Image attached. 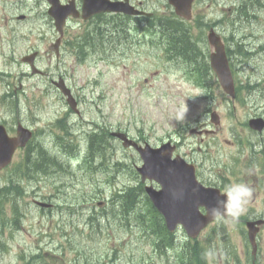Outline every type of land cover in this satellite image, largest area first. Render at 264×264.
Returning <instances> with one entry per match:
<instances>
[{
    "label": "rangeland",
    "instance_id": "374dc122",
    "mask_svg": "<svg viewBox=\"0 0 264 264\" xmlns=\"http://www.w3.org/2000/svg\"><path fill=\"white\" fill-rule=\"evenodd\" d=\"M26 1L27 3L22 0L21 4L24 8L22 12L27 15L23 20V24L28 20L29 22L25 23L24 32H16L18 36L13 43H9L13 32L6 33V27H8L10 22L14 23L18 17L12 18V7H8V14L1 12L6 2L5 0H0V67L13 71L9 75V77L12 76L9 82L12 86L6 85V89L15 92L20 88L19 78L21 77L22 79L23 77L20 73L24 65L19 62L17 68L12 67L14 60L17 61L18 58V61H23V53L30 50H39L41 54L38 62L40 68L49 72V75L55 78H57L55 75L59 72L67 74L68 83L74 88V92L77 93L78 98L82 102L83 117L73 114L69 115L71 116L70 123L75 125L74 129H72L74 139L63 126H55L58 118L68 113L69 107L64 97L62 96L61 98L56 91L52 92L50 96L47 95L46 89L49 88L48 80H51L50 76L29 74V76L34 78L23 79L22 84L26 88V92H35L31 96L27 94L21 96L26 106L24 113L39 115L40 118L35 122V127L39 128L40 132L34 137L33 143L18 154L15 158L14 166L0 173V186L3 188V194L0 198V210L34 213L32 219L26 221L25 224L28 226L34 225L37 229H40L39 221L43 212L30 208L31 196L36 194L42 198L55 200L58 203V209L54 213H57L62 209V203L73 201L74 197L84 191L91 183L103 184L105 182V178L101 175L95 176L96 170L86 174L84 168L87 167L88 162L80 167L81 158L72 162L76 170L75 176L70 170L58 172L57 169L54 168L53 170L52 167L44 169L38 163H27L23 156L38 147V138L40 143L48 147L51 152H57L59 149L56 141L59 142V145H63V143L78 140L86 149L87 138H92L96 142L111 140L115 147L116 157H109V161L123 158L131 163H139L140 157L133 149L123 148L118 140L112 139L110 136L104 138L100 132L94 135L91 133L107 127L112 130L126 131L132 137L139 138L145 135L146 139L155 144L166 138L169 133L177 139L179 137L178 129L186 126L185 123L192 121V124H195L197 118L208 121V115L203 116L205 110L217 109L221 117V127L216 135L209 138V141L201 143L192 137H188L190 135L189 132H184L185 136L181 138V143L185 145L181 148V151H185V147L186 151L190 152L195 148H206L207 155L211 156L210 160L206 162L208 176L212 173L211 170H224V167L241 169L247 162V156L250 155L249 146H239L237 143L238 135L235 132L241 133L244 138H252V142L261 143L264 141L260 138V135L255 133L249 135V129H246L243 125L256 111H261L262 113L260 114L264 115V54L255 55L247 62L237 64L239 68H243V72L239 76L242 83H247L249 79L247 73H251L250 80L252 82L249 84L251 91L246 87L242 89L241 96L244 97L245 102L242 99L232 102L223 90L220 91L218 89H212L209 92L210 95L205 98V91L192 89V86L184 81H181L183 87L180 84H176V89L170 90L164 81V75L160 80L164 82L163 88L165 90L156 89L151 86V80L148 83L143 81L144 75L137 70L136 65L133 63L135 61V50L129 42L124 45L125 48L122 49V53L115 52L111 58L103 59L100 54L95 53L94 47L97 46L92 45V42L89 45H85L86 50L78 51L75 48L73 35L81 34L83 31H81L79 25L74 23L71 25L68 36L71 43L69 46L65 45L68 51L65 56L67 65L57 69L56 60L48 58L53 49L52 42L54 41L55 31L53 32L52 20L47 12V2L46 0ZM225 1L226 5L221 7L224 17L226 12L230 14L229 10L232 9L230 4H234L235 0ZM147 6L150 9H155L159 16L165 15L159 3L149 2ZM208 9L209 7L203 9V6L199 8L201 12H209L211 8ZM261 13L260 21L262 23L244 24V26H248L246 27V33L257 35L248 37V42L253 46L264 42V8ZM99 22L107 24L105 19H99ZM80 23L86 27L92 25L82 21ZM226 26L228 27V24ZM220 27L225 29L223 25ZM103 32L109 34L112 29L109 27L104 28ZM223 32L225 37L229 39V31L224 30ZM241 36L242 34H238L236 39ZM248 46L249 44L247 48ZM121 61L129 67L124 69ZM7 63L8 67H6ZM25 71H28V67ZM169 80L178 82L175 76L170 77ZM85 85L87 86L85 87ZM40 94H42L41 98L38 96ZM8 98L10 100L13 99L9 95V97H2L1 101ZM33 99H37V101L32 102ZM177 104H179V107L184 105L187 108L183 121H177L174 118L176 111L179 109ZM22 120L26 124H30L27 119ZM16 121L17 119H9V117L2 120L8 125H13L12 127L15 126L14 123ZM57 134L58 137H56ZM260 134L264 137V132ZM200 153L204 155V152L200 151ZM84 156L89 159L91 153H85ZM62 157L65 156L63 155ZM66 158L69 159V157ZM196 159L200 162V158L196 157ZM136 178V174L132 172L130 167H126L116 180L119 183H123L118 187V190L124 188V184L134 182ZM15 179L25 181L26 189L20 190L14 183ZM29 180L32 181L29 182ZM28 183H32L30 189L27 187ZM57 187H62V189L58 190ZM114 190V188L109 189L108 194L111 195ZM79 198L82 200L84 195H79ZM140 204L141 202L139 206ZM136 206L135 208H138V204ZM64 210L67 226L69 227L72 224L70 215L73 210L67 207ZM149 217L153 220L150 232L147 234L151 236V241L148 236L139 231V227L135 226L136 222L134 219L128 221L129 226L126 223L123 227L105 221L100 235H91L87 240H83L84 242L81 245L83 252L74 262L77 264H103L109 262L108 264H110L111 261L116 260L117 256L114 257V255L119 254L118 256L122 255L119 264H141L140 258L142 256H145L144 264H155L150 261L149 257L150 254L155 253L154 248L158 245L167 247V255H160L159 260H156V264H183L182 257L178 259L182 252L178 253V251L190 248L196 252L197 249H209L214 246L216 251L214 250L212 255L208 253L206 256L208 264H236L230 250H233V253H236L237 256L240 255L239 258H236L238 264H245L246 262L244 255H242L243 249L246 257L249 255L248 242L244 232L238 227V223H233L229 220L219 221L205 230L198 238L199 240L195 241L188 238L183 228H179L180 230L177 234L171 238L164 229L165 225L157 213H151ZM81 219L87 221L84 217H81ZM90 221L98 222L96 218H90ZM73 225H75V221H73ZM144 229L146 228H141V230ZM28 233V231L15 232L13 237L7 236L6 238L11 243H25L30 240ZM61 237L60 231L57 232V235H50V238L57 244L56 248L64 245ZM85 237L86 234L84 235ZM71 238L76 239L74 236H71ZM82 238L83 236H80L79 239L81 240ZM261 238H264V231L261 232ZM260 245L263 252L264 243L262 245V239ZM173 250L176 256L171 254ZM74 258H76V253L66 254L67 261ZM14 260L15 262L12 261L11 264H21L17 257ZM0 264L4 263L0 260ZM28 264H40L39 256H29ZM186 264L195 263L189 261Z\"/></svg>",
    "mask_w": 264,
    "mask_h": 264
},
{
    "label": "water",
    "instance_id": "95a60500",
    "mask_svg": "<svg viewBox=\"0 0 264 264\" xmlns=\"http://www.w3.org/2000/svg\"><path fill=\"white\" fill-rule=\"evenodd\" d=\"M158 151H153L144 156L146 164L142 171H144L145 175L153 176L158 179L163 184V190L155 194L148 189L151 194L154 202L158 205V207L164 212H166L169 216L168 226L173 228L175 226L176 220H182L183 224L188 227L190 233L196 230V226L200 225L201 217L205 219L202 215L201 217L195 216V212L197 208L195 206L199 205L197 202L198 199L195 198L192 193V189L195 187L194 175L190 170L186 171V180L180 181L174 175H170V181H168L163 174L168 172H172L171 170H164L154 165L155 160L157 159ZM175 171H179L177 168ZM171 185V186H170ZM170 194V195H168ZM204 203V202H203ZM164 212V213H165ZM172 214V217L171 215ZM178 217V218H174Z\"/></svg>",
    "mask_w": 264,
    "mask_h": 264
},
{
    "label": "clouds",
    "instance_id": "9594fccd",
    "mask_svg": "<svg viewBox=\"0 0 264 264\" xmlns=\"http://www.w3.org/2000/svg\"><path fill=\"white\" fill-rule=\"evenodd\" d=\"M187 108L181 105L175 113L177 121H183ZM226 199L218 200L217 207L211 210L213 216H226L231 219L238 218L245 211L246 205L252 196V189L246 183H233L221 192Z\"/></svg>",
    "mask_w": 264,
    "mask_h": 264
},
{
    "label": "flooded vegetation",
    "instance_id": "af4514ba",
    "mask_svg": "<svg viewBox=\"0 0 264 264\" xmlns=\"http://www.w3.org/2000/svg\"><path fill=\"white\" fill-rule=\"evenodd\" d=\"M257 175H258L257 180H262L263 181L262 183H264V174H257ZM262 202H264V200H262ZM259 217L264 218V212Z\"/></svg>",
    "mask_w": 264,
    "mask_h": 264
}]
</instances>
